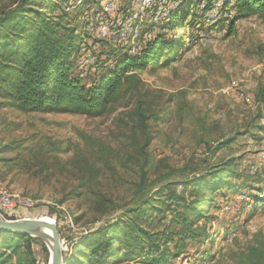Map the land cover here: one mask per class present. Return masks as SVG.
I'll use <instances>...</instances> for the list:
<instances>
[{"label":"rangeland","instance_id":"rangeland-1","mask_svg":"<svg viewBox=\"0 0 264 264\" xmlns=\"http://www.w3.org/2000/svg\"><path fill=\"white\" fill-rule=\"evenodd\" d=\"M107 1L0 0V19L29 9L19 23L33 27L18 40L27 47L38 11L49 19L63 15L62 24L79 34L71 73L85 85L119 55L138 54L134 43L143 49L157 34L172 40L156 62L125 69L140 79L145 149L130 82L95 115L22 112L0 96V217L50 221L62 257L75 253L72 264H96L91 253L108 236L97 233L103 227L114 224L118 256L130 225L149 232L177 227L175 214L196 200V236L167 264H233L235 250L264 246V101L257 97L264 88V11L242 16L235 0H150L137 16L139 0H122L115 19L106 16L90 30ZM3 31L17 26H0V56L13 45ZM145 170V182L167 179L140 202L135 194ZM0 248L13 264L50 263L39 239L0 235Z\"/></svg>","mask_w":264,"mask_h":264},{"label":"trees","instance_id":"trees-1","mask_svg":"<svg viewBox=\"0 0 264 264\" xmlns=\"http://www.w3.org/2000/svg\"><path fill=\"white\" fill-rule=\"evenodd\" d=\"M235 1L237 12L242 16H250L264 11V0ZM53 7L58 8L56 5L51 8L53 9ZM26 10L29 9L18 7L2 15L0 19V26L6 24L17 26V32H2V36L6 34L8 37L12 36L13 45L6 48V53L0 56V96L22 112L58 109L68 113L95 115L110 107L119 98L121 91H126L125 86L130 82L134 92L127 88L130 90L129 98L137 100L132 116L135 117L136 123L142 125L140 129L145 134V140L141 145V152H143L146 146L145 123L148 116L145 114V106L142 105L141 94H139L140 79L134 73L125 74V69L146 68L162 56L163 50L172 49L173 41L165 39L162 34H157L155 38L145 44L143 49L139 50L138 54L131 57L126 54L119 55L112 67L102 68L98 77L93 79L90 85H85L79 76H73L71 73L78 50L75 45L79 34L76 32L75 26L63 25V15L49 19L42 11H38L35 34L29 40L31 43L26 47L25 43L18 41L25 37V34H20L21 31L27 33L28 29L33 27L32 21H27L24 24L19 23L25 20ZM170 26L173 27L174 24L170 23ZM129 79L130 81H128ZM257 97L258 100L264 101V88ZM168 173L166 172L162 176H169ZM145 178H147L146 170L143 172V181L139 184L135 194L137 201L139 199L140 202L144 201L145 193L154 184L167 179L161 178L155 182L152 180L145 182ZM180 200L183 201L181 197ZM195 201L187 202L184 211L175 214L172 223L174 222L177 227L149 232L129 224L130 231L121 236L126 240L123 244L125 249L118 256H114L113 251L117 236L110 234V229L114 227V224L109 228L103 227L97 233L108 236L103 241L100 240L101 245L99 244L93 249L91 256L94 258V262L104 264V258H108L106 264L125 262L129 264L132 261L143 264H167L170 258H175L183 252L188 240L196 236L197 226L190 216L196 211ZM5 234L24 237L29 241L37 240V238L19 232L0 229V235ZM247 248L250 252L240 250L237 253L235 250L231 257L233 264L264 263V246L262 248ZM9 258L10 255L0 248V264H13L8 262ZM76 258L75 253L67 258L63 256L66 264H72ZM260 258L263 260L258 261Z\"/></svg>","mask_w":264,"mask_h":264},{"label":"water","instance_id":"water-1","mask_svg":"<svg viewBox=\"0 0 264 264\" xmlns=\"http://www.w3.org/2000/svg\"><path fill=\"white\" fill-rule=\"evenodd\" d=\"M0 229L19 232L43 241L49 249V264H64L62 248L58 235L53 231H47L39 226L24 223L22 220H6L0 217Z\"/></svg>","mask_w":264,"mask_h":264},{"label":"built area","instance_id":"built-area-1","mask_svg":"<svg viewBox=\"0 0 264 264\" xmlns=\"http://www.w3.org/2000/svg\"><path fill=\"white\" fill-rule=\"evenodd\" d=\"M119 1H122V0H108L106 2L105 6H102V12L98 13L97 16H95L97 23L93 24V22H91V23H89L87 25V27L90 30H92L94 28V26L96 25V27H97V25H99V23H100V26H101L102 25L101 23L104 22L106 16H107V20H109V19H112V20L115 19L116 18V16H115L116 8L115 7L118 6ZM138 5H139V10H138V12L135 13V14H137V16L139 14H142L143 11H145L148 8V6L151 5V1L150 0H139ZM121 27H123V26H121ZM121 27H120V29H121ZM101 31H102V29H101ZM127 31H128V29L127 30L126 29H124V30L121 29V33L124 32L125 34L126 33L130 34V31H128V32ZM131 39L139 40L140 38L137 39V33H133ZM140 48L141 47H140V44L139 43H134V46L132 47L133 53L135 54V52L137 50H140Z\"/></svg>","mask_w":264,"mask_h":264},{"label":"bare ground","instance_id":"bare-ground-1","mask_svg":"<svg viewBox=\"0 0 264 264\" xmlns=\"http://www.w3.org/2000/svg\"><path fill=\"white\" fill-rule=\"evenodd\" d=\"M22 222L39 226V227H41V228H43V229H45L47 231H53L52 223L50 221H47V220H41V219H38V218H34V219H25V220H22Z\"/></svg>","mask_w":264,"mask_h":264}]
</instances>
